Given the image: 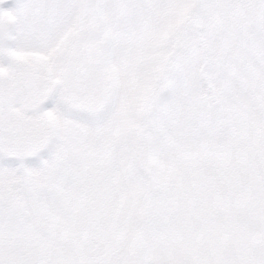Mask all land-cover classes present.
<instances>
[{"label":"snow or ice","instance_id":"snow-or-ice-1","mask_svg":"<svg viewBox=\"0 0 264 264\" xmlns=\"http://www.w3.org/2000/svg\"><path fill=\"white\" fill-rule=\"evenodd\" d=\"M0 264H264V0H0Z\"/></svg>","mask_w":264,"mask_h":264}]
</instances>
